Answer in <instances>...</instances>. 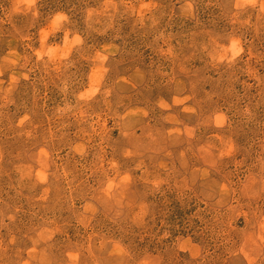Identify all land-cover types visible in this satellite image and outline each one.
<instances>
[{
    "label": "rangeland",
    "instance_id": "obj_1",
    "mask_svg": "<svg viewBox=\"0 0 264 264\" xmlns=\"http://www.w3.org/2000/svg\"><path fill=\"white\" fill-rule=\"evenodd\" d=\"M0 264H264V0H0Z\"/></svg>",
    "mask_w": 264,
    "mask_h": 264
}]
</instances>
